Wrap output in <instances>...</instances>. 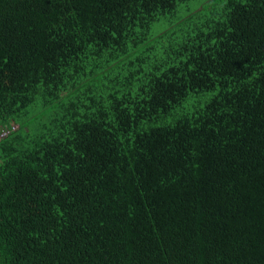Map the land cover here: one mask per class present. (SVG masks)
I'll list each match as a JSON object with an SVG mask.
<instances>
[{"label":"trees","instance_id":"trees-1","mask_svg":"<svg viewBox=\"0 0 264 264\" xmlns=\"http://www.w3.org/2000/svg\"><path fill=\"white\" fill-rule=\"evenodd\" d=\"M0 264H264V0H0Z\"/></svg>","mask_w":264,"mask_h":264}]
</instances>
